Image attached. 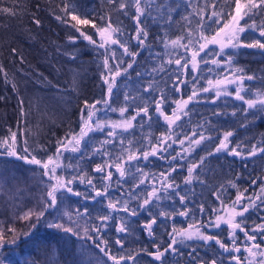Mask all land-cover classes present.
Listing matches in <instances>:
<instances>
[{
  "label": "trees",
  "instance_id": "obj_1",
  "mask_svg": "<svg viewBox=\"0 0 264 264\" xmlns=\"http://www.w3.org/2000/svg\"><path fill=\"white\" fill-rule=\"evenodd\" d=\"M169 2L173 5L170 11H173L175 17V23L168 28L165 37V41L169 43V47L165 48L160 40L155 39L161 32L160 27L149 24L148 42L144 50L136 58V63L133 64V67L128 69L127 73L117 78L113 88L112 100L116 102L113 106L123 105L125 103L123 93L127 92L129 95L136 97L135 101H133L134 104L147 105L149 107V114L152 115L153 122L144 121L143 129L137 126L141 120V117L137 116L136 120L132 121L133 128L127 131L119 128L114 130L118 135L123 134L125 137L131 138L134 144L142 140L144 145L148 146L150 140L159 139L161 133L168 127L167 122L163 121V117H160L158 121L156 120L152 100L154 97L158 99L161 93L168 94L171 99V93L165 87L170 75L166 72V69L175 68L176 65L174 63L169 65L166 62L169 59L174 61L177 53L182 50L172 48L170 42L172 39H177L180 36L182 32L181 26H185L184 30L186 31L188 22L183 17L187 16L189 19H193L195 12L203 7L205 0H191L190 7H186V0H164L165 4ZM216 2L219 4L220 0H216ZM63 3H68L69 5L77 4L78 7L82 8L91 7L93 10L89 18L96 24L97 28L104 24L101 17L106 15L110 16L114 21L117 19L121 20L123 29L129 32L133 27L132 21L127 17L119 16L114 11L115 5L108 3V0H0V9L7 7L15 11V15H9L0 11V65L4 69V72H0V169L8 168L16 162L21 164L23 160L26 161L25 159L21 160L22 158L19 157L34 156L41 160L42 163L46 162L49 157H52L54 164L59 163L61 165V167L56 168L55 175L57 177L63 176L67 179L69 173L72 171L71 168L68 171L64 170L69 163L68 157H75L78 153H70L62 149L63 155L57 159L55 153L58 141L63 140L69 135H76L79 138L78 134L83 126V121L87 119L90 111L94 113L93 122L105 115H107L109 121H120L122 119L118 111L105 113L103 110L97 111L91 108L93 102L96 100L102 101L106 96L107 85L104 83L102 75L105 71L103 65L104 57L101 55L104 49L96 50L95 46L85 40L80 35V32L71 28L70 24L66 25L55 18L56 14L62 15L60 7ZM228 3H231V0H228ZM260 19L257 17L258 24L260 23ZM35 20H39V24L35 23ZM70 23H75V21H71ZM243 23L244 21L242 20L241 24ZM78 27L85 34L92 35L93 40L100 41L101 38L91 23L88 25H78ZM255 35L257 34L246 30L240 33V40H251ZM70 36L75 38V42L69 40ZM113 38H115V34H113ZM112 47L116 46L112 45ZM217 47L216 45H209L208 49L200 54L201 57L208 55L211 49ZM135 48L136 43L133 41L130 43V50H134ZM12 49H16V52L13 53ZM149 49L157 51L158 56H150ZM225 52L234 53L232 56L233 65L239 66L246 73L253 74L256 77L252 81H243L244 95L248 98H254L264 93V54H261L258 49L242 47L237 49L226 48ZM72 56L76 58L72 59ZM161 56L163 60L159 58ZM197 59L199 60L200 57ZM218 59L224 61L225 57L219 56ZM124 60L127 62L130 58L125 56ZM111 63L112 61L110 60L109 64ZM154 64L156 65L155 70H153ZM209 67H212L214 71L210 73L205 72L204 75L213 80V85L216 84L217 80H224L225 75L230 76L228 66L224 64H221L219 67L210 64L198 65V69ZM191 71V65H189L188 74ZM137 73H141L142 76L138 77ZM196 74L199 75V71ZM125 75L128 76L127 80L124 78ZM150 80L152 81L153 88L152 96H148L147 93H143L141 90V84L146 85ZM195 87L199 89L210 86L205 79H201L196 83ZM235 88L229 89L232 95L221 96L214 104L208 102L207 98H214L215 91L217 90L216 87H211V90L207 93H199L188 104V109L193 110L190 117L182 116L181 120L171 126V130L175 131L177 125L184 124L186 120H189L190 122L185 126V130L196 128L197 123H199L204 124L213 133V140L203 141L199 146H192L195 150L190 154H186L182 163L187 164L197 154L207 156L208 151L214 152V148L218 146L223 133L227 131L233 132V135L229 137V147L235 148L242 154H247L253 144L259 147L264 142V113L258 112L254 119H245L243 109H246L247 105L234 98ZM222 89L223 84L219 86V90ZM193 90L192 82L189 79L182 86L184 98L186 99ZM246 93L248 94L246 95ZM200 97H204L205 99H200ZM101 107V105L96 106L97 109H101ZM174 107V105L168 103L162 105V109L167 115H171ZM214 109L220 112L221 115H214ZM253 111L255 109L248 110L249 117H251ZM233 112L236 114L232 115ZM124 115L125 117H131L135 115V112L132 108H129ZM141 115L143 114L141 113ZM206 121H211V124H206ZM108 130L105 127L104 132ZM13 132L16 133L14 141L11 138ZM104 132H88V135L81 141V149L84 148L85 141H90L91 144L98 148L101 146L104 149L113 147L114 145L112 144L102 145V141L105 138ZM133 133H135V136H132ZM178 138L173 136L172 139ZM108 139L111 140L112 137ZM3 142L5 144L2 145ZM168 142L171 143V140ZM6 144L9 147L6 148ZM188 146L189 142L186 141L184 147ZM68 147L70 148L71 145ZM26 148L27 152H25ZM172 148L177 153L182 152V147L179 144H173ZM7 151H13L16 155H6ZM127 154L129 153L126 152L125 157ZM262 156H264V153H258L256 156L248 159H242L239 156L227 155L224 152L207 156L205 160L206 167L197 168L194 172V176L196 173H200L199 179L205 181V184L201 185L197 180H193V184L190 187L195 188L194 198L205 203L207 208H211L215 203L212 191L221 186H223V190L227 193V197L229 198L228 203H231L235 199L238 189L240 192L247 189L245 195L258 194L260 181L264 179V159H261ZM149 160H155V163L149 164L146 169L149 175L153 172L159 173V171L167 168L165 161L151 156ZM96 163H100V157L96 155L92 156V160L85 158L73 162V167L83 169L86 174L84 177L85 183L77 181L73 185L84 195L93 194L85 191L89 187L86 184L88 178H93V183L97 184L98 188L101 186L102 182L95 179L100 174L93 172V167ZM54 164L49 165V168H52ZM29 167L36 169L44 181L48 180V177L43 175L45 170L40 165L30 164ZM112 171L114 173L112 180L115 181L118 173H115L114 168ZM173 175L177 177V182L181 184V187H186L183 184V180L187 175L186 169H181L178 173H173ZM125 179L131 181L132 176L126 175ZM253 180H255V184L252 183ZM230 182H234L238 188L231 187ZM49 183L54 184L55 180ZM146 184L151 186V181L146 180ZM117 187V185L110 183L108 188L109 193L113 194L114 189ZM189 196L191 198L192 194L189 193ZM58 200L60 201V199ZM63 203L76 213L77 208L83 209L85 201L73 196L66 198ZM135 203V201H131L130 206H134ZM88 207L90 211L95 210L92 212L93 217L105 210L100 205L89 204ZM163 210L171 211L170 201L167 199L162 200L157 207H153L152 214L155 215L158 211ZM225 211L227 210L221 208L220 214ZM114 215L119 220V217L125 214L121 212L114 213ZM215 215V213H208V216H211L212 219H215ZM132 219L136 221L133 224L134 232L126 238L125 247L133 253L139 252L140 255L137 259L142 260L143 264H158V262H154L147 255V252L155 251L154 244L163 246L169 242V232L173 224L177 229H187L191 223L189 220L176 216L174 220H166L162 225L161 220L163 218H158L157 224L153 225L155 238H150L141 225L144 222L150 221L151 217L145 212H141L138 217ZM239 219L240 217H237V220ZM198 220L201 223L197 227H200L202 231L216 236L225 244L230 245L232 243L229 239L231 230L226 225L221 224L219 229L204 227V225L208 224V217H198ZM92 222V220H87V226L92 224ZM253 222H259L257 214H252L249 217V228ZM40 224L41 222H38L34 224V227L26 228V236H21V240L15 246L18 254L22 252L32 254L36 248L40 251L47 249L43 243V239L53 233L54 230L49 227H42ZM54 233L58 234L56 231ZM60 233L61 231H59L58 235ZM91 234L92 239L88 238L86 240L87 243L96 247L99 240L104 239L107 241L105 251H107V248H111L112 252L116 251V247L113 246V241L117 236L114 226L106 231L102 238H97L92 231ZM236 234L241 237V239L236 241L241 246V252L237 253V255L243 259L245 255H248L243 250V234L239 230H237ZM70 237L71 241L77 239V236L72 233H70ZM186 243L196 247V252L192 254L196 259H190L187 255L191 251L190 247H182L181 251L185 255L181 258L179 264H200L201 261L209 262L212 258H217L218 264L221 260L223 264H234L227 259L230 253H223L222 257L219 255L223 252V249H220L215 242L188 241ZM6 246L4 245L0 248V255L4 252ZM96 249L100 250L98 247ZM257 251L253 249L254 253ZM168 259L171 262L174 258L169 257ZM249 259L251 260V256H249ZM253 259L258 262L260 256L257 255ZM241 263L245 264L244 260H241Z\"/></svg>",
  "mask_w": 264,
  "mask_h": 264
},
{
  "label": "snow or ice",
  "instance_id": "obj_2",
  "mask_svg": "<svg viewBox=\"0 0 264 264\" xmlns=\"http://www.w3.org/2000/svg\"><path fill=\"white\" fill-rule=\"evenodd\" d=\"M108 3L115 5L114 11L119 16L127 17L132 21L133 27L130 32L123 29L121 20L117 19L114 21L107 15L101 17L104 24L97 28L96 24L89 18L91 14L81 13L80 10L74 6H70L68 3L62 4L60 7V13L62 15L56 14L55 18L66 25L70 24V27L80 32V35L90 44L94 45L96 50L104 49L101 55L104 57L103 65L105 71L102 75L104 77V83L107 85L106 96L102 101L96 100L93 102L91 108L97 111L103 110L105 113L118 111L122 119L120 121H109L107 115H105L93 122L94 113L90 111L87 119L83 121V126L78 134L79 138L76 135H69L63 140L58 141L55 153L57 159L63 155L62 149L70 153H78L75 157H68L69 163L64 170L68 171L71 168L72 171L69 173L67 179L63 176L57 177L55 175L56 168L61 167V165L59 163L54 164L52 157H49L43 163L34 156L31 158L28 156L19 157L25 159L30 164L40 165L45 170L43 175L48 177V181H42L44 190L42 195L37 197V206L29 208L23 212V215L17 214L16 219L29 220L35 217L33 224L29 225V227H34L35 222L43 218L46 212L49 215L53 214L49 211L50 209L56 212L60 211L57 208L58 199L63 202L66 198L74 196L85 201L83 209H76L77 215L82 216L86 221H93L92 224L84 228L85 233L91 230L97 238H102L104 233L114 226V231L117 233V236L113 241V246L116 247V251L112 252L111 248H107V251H105L107 241L104 239H100L96 244V247L105 252V255L112 264H143L142 260L137 259L140 255L139 252L133 253L125 247L126 238L134 232L133 224L136 221L132 218L138 217L141 212H145L151 217L150 221L144 222L141 225L150 238H155L153 225L157 224L158 218H163L161 220L162 225L164 221L174 220L176 216L191 221L187 229H177L173 224L169 232V242L163 246L154 244L155 251L147 252V255L154 262H158V264H179V261L185 255L181 251L182 247H190L191 251L187 255L190 259H196L192 255L196 252V247L188 245L186 243L188 241L215 242L220 249H223V252L219 254L221 257L223 253H230L227 259L230 262H234V264H241V257L237 255V253L241 252V246L236 243L241 237L237 236V230L243 234V250L248 253V255L243 257L245 264H264V247H262L264 245V179L260 181L258 194L245 195L247 189H244L243 192H240L238 189L235 199L231 203H228L229 198L223 190V186L214 189L212 195L215 198V203L211 208H207L205 203L194 198L195 188L190 187L194 179L201 185L205 184V181L199 179L200 173H196L194 176V172L197 168H201L202 166L206 167L205 160L207 156L224 152L227 155L248 159L256 156L258 153H264V142L259 147L253 144L247 154H242L235 148L229 147V137L233 135V132L227 131L223 133L218 146L214 148V152L208 151L207 156L197 154L193 160L184 164L182 161L185 159L186 154H190L195 150L192 146H199L203 141L213 140V133L204 124L199 123H197L196 128L185 130V126L190 122L189 120H186L184 124L177 125L175 131L171 130V126L181 120L182 116L190 117L193 110L188 109V104L199 93H207L211 90V87H216L217 90L215 91L214 98H207V101L213 104L222 95H232L227 88L223 91L219 90L221 84L236 85L234 98L247 105V108L243 109L245 119H254L258 112L264 113V93L254 98L241 95V92L244 91L243 81H252L256 77L253 74L246 73L239 66L233 65L232 56L234 53L225 52L226 48L237 49L242 47L258 49L261 54H264V0H231V3H228V0H220L219 4L216 0H205L203 7L194 14V24L193 19H189L187 16L183 17L188 22L186 31L184 30L185 26H181L182 32L180 36L177 39H172L170 42L172 48H178L182 51L177 53L174 61L169 59L166 62L169 65L173 63L176 65L175 68L166 69V72L170 75L165 87L171 93V99L168 94L161 93L158 99L154 97L152 100L156 120L158 121L160 117H163V121L167 122L168 127L161 133L159 139L154 141L150 140L148 146H145L142 140L134 144L131 138L125 137L123 134L118 135L114 131L118 128L125 131L133 128L132 121L136 120L137 116L141 117L137 125L140 129H143L144 121H153L152 115L149 114V107L147 105L134 104L133 101H135L136 97L129 95L127 92L123 93L125 103L123 105L113 106L116 103L112 100L113 88L117 78L127 73L128 69L133 67V64L136 63V58L144 50L148 42L149 24L160 27L161 32L155 39L160 40L165 48L169 47V43L165 41V37L168 28L175 23L173 11H170L173 5L171 2L165 4L164 0H108ZM190 6L191 0H186V7ZM0 11L9 15H15V11L7 7L0 9ZM257 17L261 18L259 24L257 23ZM242 20L244 21L243 24H241ZM71 21H75V23H70ZM35 23L39 24V20H35ZM90 23L101 38L99 42L93 40L92 35L80 31L78 27V25H88ZM246 30H250L257 35L253 36L251 40L242 41L240 40V33ZM221 33H224V37L221 36ZM113 34H115V38H113ZM69 40L75 42L74 37L70 36ZM133 41L136 43V48L130 50V43ZM112 45L116 47H112ZM209 45H216L218 47L211 49L208 55L201 57L200 54L205 52ZM12 52L15 53L16 49H12ZM149 55L155 57L158 56V52L149 49ZM125 56L129 57L130 60L126 62L124 60ZM219 56H224L225 60L220 61L218 59ZM198 57H200L199 60L197 59ZM75 58V56H72V59ZM159 58L163 60L162 56ZM110 60L112 61L111 64H109ZM199 64H210L217 67L224 64L228 66L230 76L225 75L224 80H217L216 84L213 85V80L205 76L204 73L213 72L214 69L212 67L198 69ZM189 65H191L192 69L190 74H188ZM155 68L156 65L154 64L153 70ZM197 71H199V75L196 74ZM0 72H4L2 65H0ZM137 76L140 77L142 74L137 73ZM231 77L235 78L232 79ZM124 78L127 80L128 76L125 75ZM189 79L192 82L194 90L185 99L182 93V86ZM201 79H205L210 87L196 89V83ZM141 90L143 93H147L148 96H152V81L150 80L146 85L141 84ZM200 99L205 98L200 97ZM165 103L175 106L171 115H167L163 111L162 105ZM97 105H101V109H97ZM129 108L133 109L135 115L125 117L124 114ZM249 109H255L251 113V117L248 115ZM213 114L217 116L221 115L215 109L213 110ZM235 114V112L232 113V115ZM205 123L211 124V121H206ZM105 127L109 129L107 132H104ZM91 131L104 132L105 138L102 141V145L112 144L114 146L109 149H104L102 146L98 148L91 144L90 141H85L84 148L81 149V141ZM132 136H135V133ZM173 136L179 138L172 139ZM109 137H112V139H108ZM11 138L14 141L16 133L13 132ZM169 140H171V143L168 142ZM186 141L189 142L188 147H184ZM173 144H179L182 147V152L177 153L172 148ZM69 145H71L70 148L68 147ZM25 152H27V148ZM126 152L129 154L125 157ZM5 154L16 155L13 151H7ZM93 155L100 157V163L94 164L93 172L100 174L95 179L102 183L98 188L97 184L93 183V178H88L86 184L89 187L85 191L93 194L84 195V193L76 187H73V185L77 181L79 183H85L84 177L86 174L83 169L73 167V162L85 158L92 160ZM150 156L165 161L167 168L159 171V173L153 172L149 175L146 169L149 164L155 163V160H149ZM261 159H264V156ZM51 164H54V166L49 168ZM126 165L127 167H125ZM113 168L115 173H118L115 181L112 180L114 174L112 171ZM181 169H186L187 171L186 178L183 180V184L186 187H181V184L177 182V177L173 175V173H178ZM126 175H131L132 180H126ZM52 180H55L54 184L49 183ZM146 180L151 181V186L146 184ZM110 183L118 186L114 189L113 194H110L108 191ZM230 183L231 187L238 188L234 182ZM252 183L255 184V180ZM58 193H60L59 196ZM189 193L192 194L191 198ZM165 199L170 201L171 211H158L153 215L152 208L157 207ZM131 201L136 202L134 206H130ZM89 204L100 205L105 210L93 217L92 212L95 210L90 211ZM221 208L227 210L225 215L220 214ZM121 212L125 215L119 217V220H117V216L114 213ZM209 212L216 214L215 219L208 216ZM252 214H257L259 222H253L249 228V217ZM65 215H68L69 219H72L70 213H65ZM202 216L208 217V224L204 225V227L219 229L221 224L226 225L231 230L229 239L232 243L230 245L225 244L216 236L207 234L200 227H197L201 223L198 217ZM237 217H240V219L237 220ZM48 226L55 229H62L66 233L79 235L78 231H74L72 227H66L62 223H50ZM77 228H79V225H77ZM15 233V227H9L6 231L0 228V246H3L6 242L15 243V235H12L11 240L8 239V234ZM89 239H92V237H89ZM253 249L258 251L254 253ZM257 255L260 256L258 262L254 259L249 260V256L255 258ZM169 257L174 259L170 262ZM200 264H218V259L212 258L209 262L201 261ZM219 264H223V261L221 260Z\"/></svg>",
  "mask_w": 264,
  "mask_h": 264
},
{
  "label": "rangeland",
  "instance_id": "obj_3",
  "mask_svg": "<svg viewBox=\"0 0 264 264\" xmlns=\"http://www.w3.org/2000/svg\"><path fill=\"white\" fill-rule=\"evenodd\" d=\"M70 6H74L81 13L90 14L93 10L91 7H78L77 4H71ZM221 36L224 37V33H221ZM232 79L234 78L232 77ZM232 87H236V85L223 84L221 91L225 88L229 91ZM244 94L241 92V95ZM3 144L5 143L3 142ZM7 147L9 146L6 144ZM29 166L30 163L23 160L21 164L16 162L8 168L0 169V228L5 229V231L9 227L16 228L15 234H8L9 240H11L12 235H15V243L6 242L3 244V246H7L0 255V264H112L103 251L97 250L96 247L86 242L92 236L90 230L87 233L84 232V228L87 227L86 220L71 211L66 204L59 200H57L59 212L50 209L52 215L46 212V215L35 223L41 222L42 227H49L50 223H62L66 227H72L74 231L79 232V235H76L77 239L71 241L70 233H66L62 229L49 227L54 231L43 239V243L47 247L45 251L36 248L32 254L26 252L18 254L16 252L15 246L21 240L20 237L26 234V228L35 221V217L23 220L16 219V215H23V212L29 208L36 207L37 197L41 196L44 190V184L42 183L44 179L36 169ZM65 213H70L72 219H69V216ZM224 213L226 214V211ZM77 225H79V228H77ZM55 231L58 234L61 231L60 235L55 234ZM3 246H0V248ZM251 260H253L252 256Z\"/></svg>",
  "mask_w": 264,
  "mask_h": 264
}]
</instances>
